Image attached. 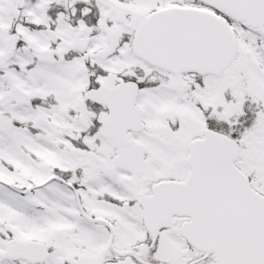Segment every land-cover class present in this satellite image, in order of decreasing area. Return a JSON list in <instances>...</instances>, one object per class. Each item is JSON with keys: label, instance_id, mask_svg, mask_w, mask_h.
<instances>
[{"label": "snow or ice", "instance_id": "6c2138e0", "mask_svg": "<svg viewBox=\"0 0 264 264\" xmlns=\"http://www.w3.org/2000/svg\"><path fill=\"white\" fill-rule=\"evenodd\" d=\"M0 264H264V0H0Z\"/></svg>", "mask_w": 264, "mask_h": 264}]
</instances>
